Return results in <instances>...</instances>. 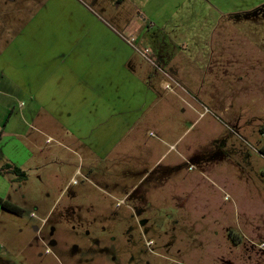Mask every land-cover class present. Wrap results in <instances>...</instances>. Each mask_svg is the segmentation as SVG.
Returning <instances> with one entry per match:
<instances>
[{
    "label": "rangeland",
    "instance_id": "374dc122",
    "mask_svg": "<svg viewBox=\"0 0 264 264\" xmlns=\"http://www.w3.org/2000/svg\"><path fill=\"white\" fill-rule=\"evenodd\" d=\"M140 28L169 62L136 80H164L175 109L155 119L130 91L142 130L107 156L103 122L70 121L53 102L69 90L42 81L55 49L112 73ZM263 152L264 0H0V196L17 207L0 206V264H264Z\"/></svg>",
    "mask_w": 264,
    "mask_h": 264
},
{
    "label": "crops",
    "instance_id": "0c3cea01",
    "mask_svg": "<svg viewBox=\"0 0 264 264\" xmlns=\"http://www.w3.org/2000/svg\"><path fill=\"white\" fill-rule=\"evenodd\" d=\"M131 25L132 23H130L129 26ZM138 32L135 35L132 34L134 36V39L131 40L134 41L131 42V46L127 43L130 41L128 40V38L126 39L121 34H119L118 36L115 35L119 46L128 45L129 48H124L121 50L119 49V52L113 51V53H115V56L117 57V63H120V65L116 66L112 73V68L110 67V65H108V63H106L105 65L104 60H100L96 65L91 64L83 66L79 65L76 61V58L79 57L77 52H64L60 49H55L54 51H51V53L56 54V58L60 59V63L63 65H61V67L59 66V68H61L59 70H57L58 66H51L49 68V71L45 73V79L42 81V84L44 85L46 84V78L48 79V77L50 78L54 76L53 79H55V82H53V85L57 86V90L61 91L63 88L69 90L67 99H54L53 102L56 104V106L59 105L65 107L61 108V111L66 112V114L72 116V119L70 121L77 122L78 120L84 118L87 122H90L93 125L90 128H94V125L96 126V122H103V130L101 132L105 137L102 139V141H107V143L104 144L106 148L99 146L97 148L98 151H104V154L107 152V156L110 155L111 150L116 147V145L113 144L112 146L111 144V140L114 137L117 138V136H119L120 134L123 135L125 132H128L130 136L134 135V138H137L136 133H139L140 130H142L141 125L143 116L142 114L138 116V114L140 113L139 111H137V107L133 105V101L136 100H133V98L131 99L130 95L132 92L130 91L134 90L142 92V90H145L144 96L146 99V103L156 104V106L158 105L156 115H154L155 119L156 116L159 118L164 114H168V112H173L175 109L174 101L172 99L166 98L165 95H160V92L158 91L159 88H161L162 84H165L164 80L160 81L156 78L153 79L148 74V79L146 78V80L137 81V74L139 73L137 69L139 68L140 72L143 74V69L146 68L140 67L141 63H144V59L156 69L160 68L161 64L166 66V64L169 62V57L166 56L163 50H158L156 48L150 47L147 41V36L142 33L147 32L145 29L141 30L140 28ZM137 46L148 47L150 49V56L145 57L136 48ZM49 57L53 58V55H50ZM150 58H152L153 62H151ZM42 61L43 63H46L45 59H43ZM136 66L138 67L137 69ZM169 69H171L170 72H172L175 79V76H177L178 78L179 72H184L183 67L181 68V70L179 68L176 69L173 66H171ZM122 74L123 76H121ZM170 78L172 77L170 76ZM181 84L182 87L179 84L178 86L181 87V89L185 88L184 86H186V82L182 81ZM114 86L117 87L119 92L120 90H125L126 93L122 94L120 92L122 94V98L118 99L117 101L114 100L113 102H109L105 98L100 99L101 102H104V105L107 106L106 109L100 111V101L93 98L95 92L97 91L98 94H102L104 96L106 95V93H108V90ZM43 87L44 86L39 84V98H44L42 89ZM99 90H102V92H99ZM75 91H77V93H75ZM170 92L174 91L172 90ZM128 101L130 103H128ZM110 109L112 110V112L109 115L113 116L114 120H112L110 117L105 118L104 116L110 112ZM183 113H185L184 109ZM70 116H64V118L66 119V117ZM145 119L150 120L148 114H145ZM88 126L89 125H87V127H79L78 124H75L74 127L76 128H71L72 130H70V132H79L80 135H84L87 132L99 131L96 130V128L89 129ZM165 128L168 129V126L166 125ZM119 131H123V134ZM162 142L168 145V143H166L165 141ZM124 148L127 153L135 152L132 145L128 147L124 146ZM174 149V144H169L167 148L160 154L158 160L153 162L151 167L161 159L166 157V155Z\"/></svg>",
    "mask_w": 264,
    "mask_h": 264
},
{
    "label": "trees",
    "instance_id": "16d2710c",
    "mask_svg": "<svg viewBox=\"0 0 264 264\" xmlns=\"http://www.w3.org/2000/svg\"><path fill=\"white\" fill-rule=\"evenodd\" d=\"M10 170L14 174H16L17 176H19V177H23V178L26 177V173L23 170H21L19 167H17V166L11 167ZM0 206L2 208L6 209V210H12V211L17 210V207L13 203L7 201L6 199H4L1 196H0Z\"/></svg>",
    "mask_w": 264,
    "mask_h": 264
},
{
    "label": "built area",
    "instance_id": "2783aa9c",
    "mask_svg": "<svg viewBox=\"0 0 264 264\" xmlns=\"http://www.w3.org/2000/svg\"><path fill=\"white\" fill-rule=\"evenodd\" d=\"M145 57H149L150 56V49L146 46H137L136 47ZM170 91H172V88H169ZM206 110V108H205Z\"/></svg>",
    "mask_w": 264,
    "mask_h": 264
},
{
    "label": "flooded vegetation",
    "instance_id": "af4514ba",
    "mask_svg": "<svg viewBox=\"0 0 264 264\" xmlns=\"http://www.w3.org/2000/svg\"><path fill=\"white\" fill-rule=\"evenodd\" d=\"M51 243H53V244H54V243H55V241L52 239V240H51Z\"/></svg>",
    "mask_w": 264,
    "mask_h": 264
}]
</instances>
